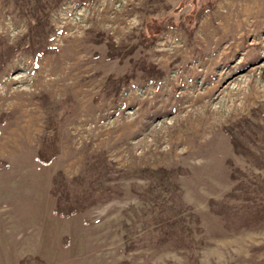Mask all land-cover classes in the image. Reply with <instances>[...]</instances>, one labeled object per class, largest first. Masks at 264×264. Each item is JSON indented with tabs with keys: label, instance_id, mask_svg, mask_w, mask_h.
<instances>
[{
	"label": "rangeland",
	"instance_id": "1",
	"mask_svg": "<svg viewBox=\"0 0 264 264\" xmlns=\"http://www.w3.org/2000/svg\"><path fill=\"white\" fill-rule=\"evenodd\" d=\"M0 264H264V0H0Z\"/></svg>",
	"mask_w": 264,
	"mask_h": 264
},
{
	"label": "bare ground",
	"instance_id": "2",
	"mask_svg": "<svg viewBox=\"0 0 264 264\" xmlns=\"http://www.w3.org/2000/svg\"><path fill=\"white\" fill-rule=\"evenodd\" d=\"M257 22H258V21H256V20H253V22H252V23H255V24H257ZM238 26H239V28H240V27H241V24L239 23V25H238Z\"/></svg>",
	"mask_w": 264,
	"mask_h": 264
}]
</instances>
